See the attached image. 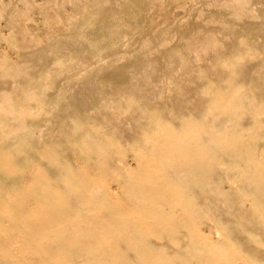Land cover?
I'll use <instances>...</instances> for the list:
<instances>
[{
	"label": "rangeland",
	"instance_id": "374dc122",
	"mask_svg": "<svg viewBox=\"0 0 264 264\" xmlns=\"http://www.w3.org/2000/svg\"><path fill=\"white\" fill-rule=\"evenodd\" d=\"M0 264H264V0H0Z\"/></svg>",
	"mask_w": 264,
	"mask_h": 264
}]
</instances>
